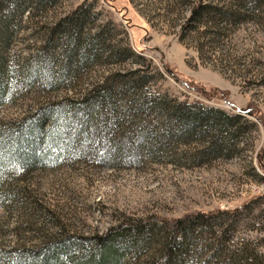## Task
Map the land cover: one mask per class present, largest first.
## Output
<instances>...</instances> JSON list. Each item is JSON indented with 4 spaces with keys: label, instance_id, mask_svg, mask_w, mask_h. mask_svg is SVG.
Listing matches in <instances>:
<instances>
[{
    "label": "rangeland",
    "instance_id": "obj_1",
    "mask_svg": "<svg viewBox=\"0 0 264 264\" xmlns=\"http://www.w3.org/2000/svg\"><path fill=\"white\" fill-rule=\"evenodd\" d=\"M80 6L90 12L84 33L105 30V41L114 50L130 48L140 58L114 64L101 57L63 84L48 77L15 83L13 98L0 107L1 130L43 105L80 100L110 74L141 69L152 76L143 89L146 97L167 96L240 114L242 133L232 140L221 136V157L205 162L202 142L169 143L174 132L154 141L152 134L135 135L127 128L116 138L101 133L94 145H79L73 156L62 153L53 167L22 181L2 179L0 184L11 187L7 184L0 194V251L31 247L58 235L100 236L126 219L231 212L262 196L264 0H57L49 9L32 7L14 16L17 30L8 49L9 65H30L38 54V62L54 69L62 47L48 41L52 29ZM5 12H0V25ZM141 128L150 131L147 121ZM13 197L21 199L19 205L10 201ZM233 219L225 243L264 255V201L249 203ZM231 222L213 232L194 230V259L216 264L219 233ZM142 263L141 258L130 264Z\"/></svg>",
    "mask_w": 264,
    "mask_h": 264
},
{
    "label": "trees",
    "instance_id": "obj_2",
    "mask_svg": "<svg viewBox=\"0 0 264 264\" xmlns=\"http://www.w3.org/2000/svg\"><path fill=\"white\" fill-rule=\"evenodd\" d=\"M56 1L0 0V12L6 11L5 24L0 25V107L13 98L18 89L15 83L16 86L36 83L48 77L53 83L63 84L66 79L74 78L84 64L92 65L101 57L112 59L114 64L140 58L130 48L114 50L105 41V30L91 36L84 33L90 12L80 6L70 16L60 19L52 29L54 36H50L48 41H52L54 47H62L57 53L61 62L54 69L38 62V54L31 58L32 66L27 63L20 65L19 69L11 67L7 56L17 30L14 16L29 13L28 9L32 7L49 9ZM28 67H33V70L30 72ZM151 78L147 70L141 69L110 74L80 100L43 105L0 129V180L22 181L35 171L51 168L62 158V153L76 155L79 145H94L101 133L116 138L119 130L132 128L135 135L152 134L156 141L160 135L170 136L174 132L169 143L177 140L202 142L201 154L205 162L221 157L220 151L224 147L220 145L221 136L232 140L242 133L238 127L242 119L240 114L228 115L198 103H180L167 96L146 97L143 89ZM145 121L150 131L141 128ZM7 184L11 187L9 182L0 184V194ZM261 199L264 201V194L234 211L215 215L196 213L175 219H126L109 227L100 236L80 239L58 235L31 247L0 251V264H130L141 258L142 264H200L198 259H194L196 253L190 252L194 230L223 229L249 203ZM10 201L19 205L21 199L18 201L13 197ZM0 207L4 205L0 204ZM231 228L232 222L219 233L216 264H264V255L255 253L250 247L238 248L225 243L231 233H224Z\"/></svg>",
    "mask_w": 264,
    "mask_h": 264
},
{
    "label": "built area",
    "instance_id": "obj_3",
    "mask_svg": "<svg viewBox=\"0 0 264 264\" xmlns=\"http://www.w3.org/2000/svg\"><path fill=\"white\" fill-rule=\"evenodd\" d=\"M259 186H264V184H258ZM262 194H263V192H262Z\"/></svg>",
    "mask_w": 264,
    "mask_h": 264
}]
</instances>
